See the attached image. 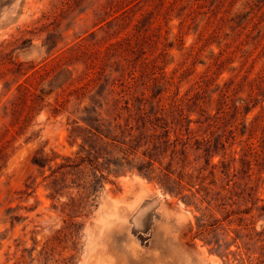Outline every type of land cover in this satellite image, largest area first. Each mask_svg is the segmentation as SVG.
<instances>
[{"label":"rangeland","instance_id":"obj_1","mask_svg":"<svg viewBox=\"0 0 264 264\" xmlns=\"http://www.w3.org/2000/svg\"><path fill=\"white\" fill-rule=\"evenodd\" d=\"M0 264H264V0H0Z\"/></svg>","mask_w":264,"mask_h":264},{"label":"trees","instance_id":"obj_2","mask_svg":"<svg viewBox=\"0 0 264 264\" xmlns=\"http://www.w3.org/2000/svg\"><path fill=\"white\" fill-rule=\"evenodd\" d=\"M97 127L100 128L101 127L100 124H97ZM97 131H99V130L97 129ZM153 166H154V161H153L152 157L150 156L149 160L143 161V163H142L141 167L139 168V170L141 172L145 171L146 174L154 173L155 170L153 169ZM166 169L168 171V173H165L166 178H169V180H171V177H169V174L172 173V172H171V170H169V168H166ZM182 175H180V176H182ZM173 182H175L178 185L180 184V181H173ZM180 186H181V184H180Z\"/></svg>","mask_w":264,"mask_h":264}]
</instances>
